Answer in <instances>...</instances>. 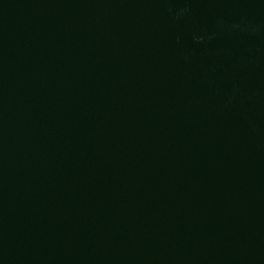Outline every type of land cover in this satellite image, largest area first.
I'll return each mask as SVG.
<instances>
[{
    "label": "water",
    "instance_id": "obj_1",
    "mask_svg": "<svg viewBox=\"0 0 264 264\" xmlns=\"http://www.w3.org/2000/svg\"><path fill=\"white\" fill-rule=\"evenodd\" d=\"M0 264H264V0H0Z\"/></svg>",
    "mask_w": 264,
    "mask_h": 264
}]
</instances>
